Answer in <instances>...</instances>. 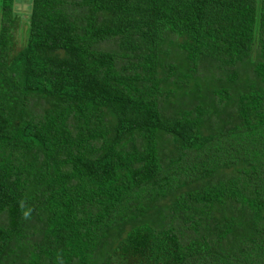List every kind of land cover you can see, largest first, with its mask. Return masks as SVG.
Segmentation results:
<instances>
[{"label":"trees","instance_id":"obj_1","mask_svg":"<svg viewBox=\"0 0 264 264\" xmlns=\"http://www.w3.org/2000/svg\"><path fill=\"white\" fill-rule=\"evenodd\" d=\"M15 2L0 264H264V0Z\"/></svg>","mask_w":264,"mask_h":264},{"label":"rangeland","instance_id":"obj_2","mask_svg":"<svg viewBox=\"0 0 264 264\" xmlns=\"http://www.w3.org/2000/svg\"><path fill=\"white\" fill-rule=\"evenodd\" d=\"M15 10L21 13L25 18L28 17L30 12V0H15ZM23 30H18L17 38H22ZM20 42V41H19Z\"/></svg>","mask_w":264,"mask_h":264},{"label":"clouds","instance_id":"obj_3","mask_svg":"<svg viewBox=\"0 0 264 264\" xmlns=\"http://www.w3.org/2000/svg\"><path fill=\"white\" fill-rule=\"evenodd\" d=\"M25 215H27V213H25Z\"/></svg>","mask_w":264,"mask_h":264}]
</instances>
